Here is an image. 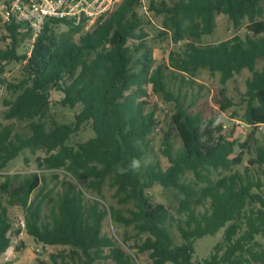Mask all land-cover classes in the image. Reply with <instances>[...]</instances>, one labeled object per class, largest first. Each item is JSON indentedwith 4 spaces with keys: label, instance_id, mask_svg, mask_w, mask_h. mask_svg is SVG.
<instances>
[{
    "label": "trees",
    "instance_id": "1",
    "mask_svg": "<svg viewBox=\"0 0 264 264\" xmlns=\"http://www.w3.org/2000/svg\"><path fill=\"white\" fill-rule=\"evenodd\" d=\"M261 1L150 0L148 9L163 17L164 33L182 44L169 53L167 64L156 67L138 12L142 0H122L88 31L69 20L49 19L33 42L25 22L11 17L0 25V38L9 40L0 49V83L19 92L5 100L3 117L30 120L28 136L0 124V170L24 149H42L46 155L37 157L38 168L64 169L81 184L63 181L62 191L53 197L52 190L41 186L46 179L37 172L2 175L0 191L10 205L23 208L27 234L44 245L68 248L51 254L52 263L39 264H136L142 254L148 255L149 264H196L197 239L221 230L222 240L200 264H264V247L257 240L264 236V144H257L256 132L244 142L228 137L221 122L190 112L187 96L171 88L173 76H194L199 68L219 72L223 84L248 69L252 76L246 81L244 118L254 130L264 126V65L257 68L264 58ZM219 13L236 28L247 19L251 34L203 43V36L214 32ZM60 25L67 29L58 31ZM24 40L31 49L20 53ZM12 60L23 63L25 76L18 83L1 78L5 63ZM53 89L64 94L63 106H82L74 122H53L49 127L46 118ZM153 95L174 103L171 123L181 140L175 146L170 135L163 138L166 168L148 161L149 136L164 124L157 106L150 107ZM221 95L224 110L232 101L224 92ZM88 122L95 135L68 144ZM247 152L248 165L232 169L243 163ZM133 161L140 164L135 173L128 171ZM217 170L228 173L213 179ZM156 183L177 191L176 206L152 201L147 190ZM106 184L115 189L117 202L127 207L126 213L111 208L110 215L114 222L134 228L139 240L128 245L134 254L103 232L108 212L100 200L86 202V190L101 194ZM47 201L52 206L45 214ZM171 227H176L181 242ZM15 232L21 230L14 229L8 206L0 202V258L12 246Z\"/></svg>",
    "mask_w": 264,
    "mask_h": 264
},
{
    "label": "rangeland",
    "instance_id": "2",
    "mask_svg": "<svg viewBox=\"0 0 264 264\" xmlns=\"http://www.w3.org/2000/svg\"><path fill=\"white\" fill-rule=\"evenodd\" d=\"M150 0H142L138 8L139 14L144 19V27L149 36L147 38L148 45L152 48V56L154 59L153 66L158 64H167L169 61V53L173 50H178L182 47L181 43H173L170 33H164L162 25V16L155 15L154 12L148 9ZM261 6L264 8V0L261 1ZM2 10L0 9V17ZM264 19V15H263ZM248 20L245 19L243 24L236 28L232 20L222 13L216 16V27L212 34L203 36V43H216L222 40L229 39L234 35H240L245 38L251 32L247 28ZM67 27L60 25L57 30L64 31ZM0 29V35H1ZM9 40L0 38V49L5 48ZM31 43L24 40L20 43L18 51L20 53L29 52ZM264 65V58L257 63V68L260 69ZM23 63L20 61H9L5 63L4 73L1 78H5L7 82L18 83L24 78ZM176 74L171 81V88L174 92L185 94L187 96V105L190 112H199L204 119H216L224 125L225 134L238 142H244L247 137L256 132L257 144H264V126H259L256 130L249 125L244 118L246 110V102L244 101V93L246 91V81L252 76V72L248 69H243L239 74H236L225 84L221 82L219 72L212 73L208 68H199L196 70L194 76ZM148 90L152 92L149 87ZM221 92L232 101V105L223 110ZM19 92H14L9 89L6 84L0 83V124L10 125L15 133L24 136L30 135L28 124L30 120H21L18 118L5 119L3 111L6 109L5 100L14 99ZM64 94L57 90H51V108L46 118V121L51 127L53 122L57 123H72L75 121L76 114L81 110V105L77 104L75 107L63 106L61 100ZM150 107L157 106L158 119H161L164 124L161 130L154 131L149 136L150 151L148 154V161L158 163L163 168L169 165L168 158L162 153V140L166 135H170L175 143V146H180L181 140L177 134L175 127L171 123V114L174 109V103L167 102L157 95H153L150 99ZM95 135L91 123L83 124L80 129L73 133L68 140V144L76 145L78 142L86 141ZM254 150V146L252 148ZM240 151V147L236 146V152ZM252 152V151H251ZM46 153L42 150L32 152L30 149H24L17 158L12 160L6 168L0 170V184L2 183L4 174H29L37 172L45 177V182L41 186L46 187L47 190H52V195L55 197L63 189V181H70L81 187V184L74 181V179L67 174L64 169L47 170L38 168L36 159L43 157ZM250 154L247 152L244 156L243 163L234 166L232 169L243 170L248 165L247 161ZM228 173L224 170L213 171L212 178L216 179L222 174ZM188 177L193 179V174L189 173ZM39 188H37L32 197H35ZM115 189L109 184H106L101 194H97L91 190L85 191L86 202L98 199L101 202V207L108 212L104 220L103 232L118 240L122 247L128 252L133 253L128 245H133L139 238L135 235L132 226L126 227L122 224L116 223L112 220L110 215L111 208L119 209L126 213L127 207L117 202L113 196ZM152 201L155 203H163L170 207L177 204V191L172 188H164L156 183L153 187L147 190ZM0 202L7 205L9 208L10 218L15 230H21L20 234L16 232L12 236V246L2 254L0 264H39V261H46L52 263L51 254L60 253L63 250H68L62 245H44L37 242L32 236L28 235L25 230L24 210L20 205H10L8 203V196L0 191ZM52 201H47L43 207V213L50 212ZM131 207V206H129ZM178 242L181 238L176 227H171ZM223 230L220 232L207 235L197 239L195 243L194 262L196 264L202 263L203 259L208 257L213 247L222 240ZM123 240H127L126 243ZM264 247V236H257ZM136 264H149L147 254H142L136 257ZM166 264H173L168 262Z\"/></svg>",
    "mask_w": 264,
    "mask_h": 264
},
{
    "label": "built area",
    "instance_id": "3",
    "mask_svg": "<svg viewBox=\"0 0 264 264\" xmlns=\"http://www.w3.org/2000/svg\"><path fill=\"white\" fill-rule=\"evenodd\" d=\"M122 0H9L0 2V25L14 18L33 32V42L49 19L69 20L82 31L91 30L108 16Z\"/></svg>",
    "mask_w": 264,
    "mask_h": 264
},
{
    "label": "clouds",
    "instance_id": "4",
    "mask_svg": "<svg viewBox=\"0 0 264 264\" xmlns=\"http://www.w3.org/2000/svg\"><path fill=\"white\" fill-rule=\"evenodd\" d=\"M139 168H140L139 162L133 161V162H131V164H130V166L128 168V171H131V172L135 173V172H137L139 170ZM120 174L124 175V174H126V172H121Z\"/></svg>",
    "mask_w": 264,
    "mask_h": 264
}]
</instances>
